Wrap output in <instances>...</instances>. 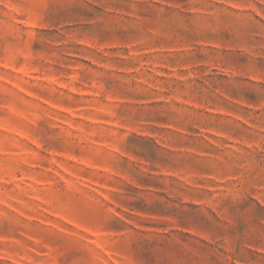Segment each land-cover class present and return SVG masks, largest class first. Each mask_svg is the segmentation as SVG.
I'll list each match as a JSON object with an SVG mask.
<instances>
[{"label": "rangeland", "instance_id": "obj_1", "mask_svg": "<svg viewBox=\"0 0 264 264\" xmlns=\"http://www.w3.org/2000/svg\"><path fill=\"white\" fill-rule=\"evenodd\" d=\"M0 264H264V0H0Z\"/></svg>", "mask_w": 264, "mask_h": 264}]
</instances>
